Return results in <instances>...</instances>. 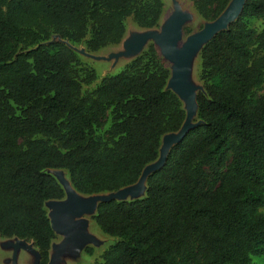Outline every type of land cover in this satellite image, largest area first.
Wrapping results in <instances>:
<instances>
[{
	"label": "trees",
	"instance_id": "obj_1",
	"mask_svg": "<svg viewBox=\"0 0 264 264\" xmlns=\"http://www.w3.org/2000/svg\"><path fill=\"white\" fill-rule=\"evenodd\" d=\"M214 21L231 0H191ZM161 0H0V238L48 264L55 233L45 209L64 199L47 172L78 193L136 184L163 136L186 117L149 46L96 80L56 35L90 52L119 44L125 19L158 25ZM259 22L258 27L255 24ZM48 42V43H47ZM46 43V44H44ZM197 124L149 175L142 198L100 203L93 220L115 239L99 264H252L264 258V0L200 51Z\"/></svg>",
	"mask_w": 264,
	"mask_h": 264
},
{
	"label": "rangeland",
	"instance_id": "obj_2",
	"mask_svg": "<svg viewBox=\"0 0 264 264\" xmlns=\"http://www.w3.org/2000/svg\"><path fill=\"white\" fill-rule=\"evenodd\" d=\"M147 1V0H143ZM163 7L161 16L158 22V25L152 29H141L139 28L133 21L131 17L125 19V33L122 37L119 44L106 46L98 51L90 52L86 49L84 42L80 43H71L68 41L61 40L58 36L54 35L51 37L49 42L58 41L65 44L69 49H71L82 62L83 72L81 79L84 78L86 74L84 71L89 72L93 71L96 75V80L92 83H83L82 91H92L95 86L99 83V81L107 75H114L123 70V68L134 58H136L143 51L147 50L149 46H153L159 56L163 65L169 71V79L172 76L174 64L173 62L165 58L160 53V48L157 45L155 39L161 33V30L167 26L168 24L171 27L176 23V30L174 31L177 34V41L174 48V52H172V56L176 57V51L194 34L203 30L207 25H209L213 21H205L203 20L197 13L193 2L191 0H161ZM231 2V1H230ZM231 8L230 3L226 7V10ZM174 16L173 20L170 21V18ZM256 26H260L261 23L257 22ZM146 35H153V38L148 39L142 43V39ZM147 37V36H146ZM207 42V40H205ZM205 42V43H206ZM48 43V42H47ZM142 43V44H141ZM46 44V43H44ZM138 45H141L140 49H136ZM204 43L202 42L199 45V49L196 53H194L193 57L190 58L187 63V73L185 76L186 84L192 85V92L194 97L196 98L198 93H204L203 86L199 80L200 76V51L201 48L204 47ZM125 46H130L131 48L125 51ZM128 54V55H124ZM120 55V56H119ZM168 79V81H169ZM168 81L166 88L169 90ZM178 96V95H177ZM180 100L181 106L184 109L186 115L190 108V103L187 99L181 98L178 96ZM186 118V117H185ZM196 114L192 119V125L197 124ZM164 138L161 139V147L163 145ZM160 147V148H161ZM160 151V149H159ZM160 156V152H159ZM158 156V159H159ZM158 159L156 161H158ZM155 161V162H156ZM49 174H51L61 185L64 191V199L62 202H66L67 204H74L76 202L79 208L84 207L86 204L90 202L92 196L82 195L73 189L69 179L68 174L65 170L61 169H49L47 170ZM67 188V189H66ZM70 189V190H69ZM146 186L135 193L127 195L125 198L121 199V201H131L135 199H139L144 197ZM66 190H69L71 194L67 193ZM75 195L76 197H72L71 195ZM103 195V194H102ZM77 208V206H75ZM45 209L47 215L51 216L52 209L46 204ZM264 214V208L261 210ZM95 215V211L89 212L82 216L85 224V232L84 239L77 238L75 239V244L77 246L76 253H73L72 248L73 243H70L67 246V249L64 252L63 258H67L69 264H99L101 263V255L103 252L115 242L114 238H111L105 234H103L93 220V216ZM64 216H60L58 222L60 223ZM61 222L60 224H62ZM65 223V222H64ZM63 223V224H64ZM78 227L73 228L71 231H75ZM67 234L55 233V239L52 242V246H57L61 243V241L66 237ZM7 239H0V264H34V260L32 259L33 254L26 250L16 249V246L10 249L6 253V257L8 263L3 262L1 259L4 257V248L3 245ZM29 258V259H27ZM252 264H264V258H259L253 260Z\"/></svg>",
	"mask_w": 264,
	"mask_h": 264
},
{
	"label": "water",
	"instance_id": "obj_3",
	"mask_svg": "<svg viewBox=\"0 0 264 264\" xmlns=\"http://www.w3.org/2000/svg\"><path fill=\"white\" fill-rule=\"evenodd\" d=\"M246 0H231L230 5L231 8L229 10L225 9L223 13L207 25L200 32L192 35L177 51L176 57L172 56V52H174V48L177 41V34H175V30L177 28L176 23L171 27V25L165 26L157 39H155L157 45L160 48V53L165 57L170 59L174 68L171 78L168 81V86L170 87V91H172L176 96H181V98H185L190 103V108L186 115L185 121L181 126L180 130L176 133H171L163 136L164 138L163 145L160 148V156L158 161L153 162L147 165L138 182L132 186L123 188L116 192H111L108 194H99L91 197L90 202L86 204L84 207L79 208L78 204L74 202L73 204H67L66 202L61 201H48L45 203L48 204L52 213L49 215L50 227L54 233L67 234L66 237L61 241V243L57 246H52V254L50 255L48 264H55L61 256H63L67 246L70 243H73L72 250L73 253H76L77 246L75 244V239L82 238L84 239L85 232V222L82 219L84 214H87L92 211H96L97 206L100 203H108L112 201L121 202V199L125 198L127 195L135 193L139 190H142L146 186V181L149 175L160 170L165 164L167 155L170 149L181 142L186 134L195 126L192 125V119L195 114H197V103L196 98L193 95L192 85L185 82V76L187 71V63L190 58L193 57L194 53H196L199 49V45L203 42L206 44L209 42L215 35L220 33L221 31L226 30L233 22H235L243 11V7ZM174 16L170 18V21L173 20ZM147 36V37H146ZM142 40V43L148 39L153 38V35H146ZM207 40V42L205 41ZM206 42V43H205ZM141 43V44H142ZM130 46H125V51L129 50ZM141 45H138L136 49H140ZM203 48V47H202ZM201 48V49H202ZM125 56L128 54H124ZM120 56V55H119ZM177 96V97H178ZM60 184V183H59ZM67 189V188H66ZM70 190V189H69ZM69 190H66L67 193L71 194ZM146 190V189H145ZM72 197H76L74 194ZM77 206V208L75 207ZM64 216L61 222H65L64 224H60L58 222L59 217ZM78 227L75 231H71L73 228ZM16 249H23L30 253H32L35 257L34 264H39V256L31 248V245H25L22 242L16 240L15 243Z\"/></svg>",
	"mask_w": 264,
	"mask_h": 264
},
{
	"label": "crops",
	"instance_id": "obj_4",
	"mask_svg": "<svg viewBox=\"0 0 264 264\" xmlns=\"http://www.w3.org/2000/svg\"><path fill=\"white\" fill-rule=\"evenodd\" d=\"M52 201H55V200H52ZM0 239H5V238H0ZM15 243H16V239L15 238L7 239L5 241V244L2 247V248H4V253H5L4 257L1 258L3 260V262L8 263V260H7V257H6V253L10 249V247L13 248L15 246ZM51 248H52V245H51ZM51 248H50V255L52 254V249ZM19 250H21V249L19 248ZM63 256H61L60 259L55 264H69L68 261L66 260L67 258L64 259ZM27 259H29V258H27ZM32 259L35 261L34 255L32 256ZM22 262L24 264V258H23Z\"/></svg>",
	"mask_w": 264,
	"mask_h": 264
}]
</instances>
